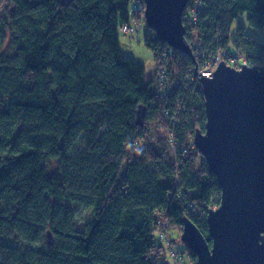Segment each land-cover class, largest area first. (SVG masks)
<instances>
[{
	"label": "trees",
	"instance_id": "1",
	"mask_svg": "<svg viewBox=\"0 0 264 264\" xmlns=\"http://www.w3.org/2000/svg\"><path fill=\"white\" fill-rule=\"evenodd\" d=\"M201 1L190 41L207 54L233 47L261 64L264 42L253 34L264 27V0ZM135 4L8 0L0 15V47L7 46L0 52V264H166L159 222L180 229L184 217L210 243L207 211L219 205L221 189L193 145L205 125L203 92L179 85L159 94L168 47L153 30L143 42L156 61L154 80L122 52L121 25L145 24ZM243 15L251 32L238 24L233 36ZM166 58L171 76L190 73L191 57L171 48ZM176 114L173 155L166 142ZM72 204L90 209L84 223Z\"/></svg>",
	"mask_w": 264,
	"mask_h": 264
},
{
	"label": "water",
	"instance_id": "2",
	"mask_svg": "<svg viewBox=\"0 0 264 264\" xmlns=\"http://www.w3.org/2000/svg\"><path fill=\"white\" fill-rule=\"evenodd\" d=\"M187 0H143L144 23L157 39L190 56L184 40ZM205 125L193 145L221 189L220 203L208 209L207 234L187 217L181 239L195 264H264V64L236 69L225 61L202 79ZM144 106L137 111V122ZM48 243L52 234L46 232Z\"/></svg>",
	"mask_w": 264,
	"mask_h": 264
},
{
	"label": "built area",
	"instance_id": "3",
	"mask_svg": "<svg viewBox=\"0 0 264 264\" xmlns=\"http://www.w3.org/2000/svg\"><path fill=\"white\" fill-rule=\"evenodd\" d=\"M187 4L183 9V15H182V24H184V40L186 44L189 46L190 56L192 59V65L190 68V73L184 77L178 76H171L169 74V71L165 69V64L167 61L166 53L171 48L175 51H179L174 49L172 46H169L166 43V47L168 49L162 53L161 60L162 64L159 66V70L156 75L157 80V91H159V94L163 97L165 96L169 91H172L173 88H176L179 85H183L186 88H189L191 86L196 87L199 90L202 89V79L206 77H210L213 75L214 71L217 69V65L225 61L227 65L233 66L236 69L241 68L242 64L245 65H261L264 64V57H262L261 64H255L252 62H247L245 57H239L236 58L235 56L226 53L225 51L219 50L215 54H207L202 49V46L199 43H196L193 41V43L190 41L187 35V28L192 24V22L197 18V16L201 13L200 11L203 10L204 3H202L201 0H187ZM138 8L141 11V18H144V10H145V3L140 2L139 0H136V4L132 8ZM121 31L123 33H126L128 30H133L137 32V30H141L142 26L140 24H137L135 27L132 26L128 28L127 25L123 24L121 25ZM152 35L155 36L154 31H152ZM182 55H187L185 52L179 51ZM188 56V55H187ZM183 78V79H182ZM177 114L175 115V118L170 121V124H172L173 128H171L168 131V138H167V145L170 147V152H172L173 155L179 150V146H177V139L176 135H174V126L176 122ZM183 155H187L188 151L183 150ZM175 174H174V180L177 183L178 175H177V168L174 167ZM180 194V193H179ZM161 223V226L158 228L157 236L161 237L160 239L165 243L167 247H170L169 250H171V258H173L174 264H184L183 258L180 257V255L174 250V246L171 244V240L169 238L168 233L169 228L165 221L159 222ZM171 237V235H170ZM160 261H164L161 259Z\"/></svg>",
	"mask_w": 264,
	"mask_h": 264
},
{
	"label": "rangeland",
	"instance_id": "4",
	"mask_svg": "<svg viewBox=\"0 0 264 264\" xmlns=\"http://www.w3.org/2000/svg\"><path fill=\"white\" fill-rule=\"evenodd\" d=\"M64 1H68V0H64ZM8 4V0H0V15L3 13V11L5 10L6 6ZM238 24H242L243 26H245L246 31L247 32H251V27L247 24V21H245V15L239 17V19L234 22V24L232 25V29H231V33L233 36L236 35L235 30L237 29ZM141 25V24H140ZM143 25V29H141V32L139 33H122L121 30L118 33V38H119V43H120V49H122V52L126 55H130L133 57V59H135L137 62H140L143 64L145 71V80L146 81H151L154 80L155 78V58H153V52L148 49L147 47H145L144 42H143V35L147 34L149 32L152 31V29L150 27H147V25L142 24ZM141 25V26H142ZM253 38L254 40L258 41V42H264V27L254 30V34H253ZM6 47H0V52H4L6 50ZM8 49V48H7ZM179 52V51H178ZM230 54L235 56L236 58L239 57H244L241 55H235L234 49L233 47H231L230 49ZM251 65V64H250ZM248 65V66H250ZM157 84V82H155ZM160 129L162 130V127L160 126ZM172 153V152H171ZM71 206H73V208L75 209L76 212V217H77V223L81 224L84 223L86 221V219L88 218V215L90 213V209H88L87 206H83V205H75L72 204ZM91 208H93V206H90ZM215 207V206H214ZM161 226V223L159 224V227ZM158 227V228H159ZM169 228V238L171 240V244L172 246H174V250L179 254L182 255V257H184L183 261L184 264H193L190 262L189 257L186 254V244L184 243V241H182L181 239V232H182V227H180V229L178 228H171L170 225H168ZM171 235V237H170ZM161 238V237H159ZM162 239V238H161ZM163 246L165 247V256L166 258H161L164 260V262H166V264H174L173 259L169 256L171 254V250L170 247H167L165 245V243L162 241ZM169 250V252H168ZM160 259V260H161ZM163 262V261H160Z\"/></svg>",
	"mask_w": 264,
	"mask_h": 264
}]
</instances>
